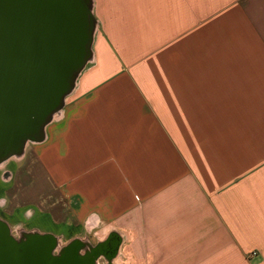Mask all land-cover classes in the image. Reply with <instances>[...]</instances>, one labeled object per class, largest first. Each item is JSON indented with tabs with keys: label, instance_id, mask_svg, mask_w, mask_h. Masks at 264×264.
I'll use <instances>...</instances> for the list:
<instances>
[{
	"label": "crops",
	"instance_id": "obj_1",
	"mask_svg": "<svg viewBox=\"0 0 264 264\" xmlns=\"http://www.w3.org/2000/svg\"><path fill=\"white\" fill-rule=\"evenodd\" d=\"M96 2L93 59L3 215L112 244L95 264H264V0ZM39 167L56 193L26 198Z\"/></svg>",
	"mask_w": 264,
	"mask_h": 264
},
{
	"label": "water",
	"instance_id": "obj_2",
	"mask_svg": "<svg viewBox=\"0 0 264 264\" xmlns=\"http://www.w3.org/2000/svg\"><path fill=\"white\" fill-rule=\"evenodd\" d=\"M91 8L88 0H0V163L21 153L23 140L43 139L92 60ZM8 231L0 264H41L38 244L51 258L53 235L19 244Z\"/></svg>",
	"mask_w": 264,
	"mask_h": 264
},
{
	"label": "rangeland",
	"instance_id": "obj_3",
	"mask_svg": "<svg viewBox=\"0 0 264 264\" xmlns=\"http://www.w3.org/2000/svg\"><path fill=\"white\" fill-rule=\"evenodd\" d=\"M89 3L92 5V8H91V12H92V16L95 20V38L97 37V35H99V31H100V26H99V22H98V17H97V14H96V5H97V2L96 0H88ZM92 52H93V46H92ZM94 53V52H93ZM93 55V54H92ZM93 59V58H92ZM89 64V63H88ZM87 68V66H86ZM80 77V76H79ZM35 142L31 141V140H23L22 144V152L19 153V155H14L13 158H11L9 161H10V165L11 163L16 160H20L21 158L24 157V153L27 149L28 146H31V145H34ZM9 165V162H6V163H3V165H1L0 167V172H3L7 169L9 170H12V165L10 166ZM37 175L39 176V180L36 181H33V183L30 185V187H28V192L24 193V196L27 198V197H30V196H35L34 194L36 193H40L42 190H45V191H48L49 193H53L52 195H55L56 193V189L54 187V184L49 181V177L47 176L46 174V170L44 168H42V170H40V167L38 168V172H37ZM8 187L7 185H5L4 183H1L0 184V188L4 189ZM41 188V189H40ZM27 194V195H25ZM2 190L0 191V196H2ZM23 196V197H24ZM6 203L4 202V199L0 198V221L4 224H6L8 227L11 228V235L13 236V238H15L16 241L19 242V244H25L27 243L28 240L34 238L35 235H43V234H40L39 232H36V231H32V232H26L25 233V230L23 229H20L18 227H15L12 222H10L5 215H3L4 213V210H6ZM40 224H43V225H40L42 228H50L52 227L50 225V223L48 221H46L45 219H43L41 221ZM26 226H24L25 228ZM18 229L20 231H18ZM54 230H57V231H62L60 230L59 228L57 229H54ZM53 230V231H54ZM56 232V231H55ZM54 238L56 239V247L54 249V252H57V253H60V252H63L65 251L68 247H70L71 245H73V241H76L77 239H73V240H64V239H61L59 237H57L56 235H54ZM20 238V239H19ZM62 240V241H61ZM81 244L83 243L86 247H84L82 250H81V253H85V251L88 249H90V247H92L93 245H90L88 242L86 241H79Z\"/></svg>",
	"mask_w": 264,
	"mask_h": 264
},
{
	"label": "flooded vegetation",
	"instance_id": "obj_4",
	"mask_svg": "<svg viewBox=\"0 0 264 264\" xmlns=\"http://www.w3.org/2000/svg\"><path fill=\"white\" fill-rule=\"evenodd\" d=\"M14 155L10 156L7 160H5L4 162L0 163V167L1 165H3V163L9 162L10 165V159L13 158ZM10 173L11 170L7 169L3 172H0V183L3 182V180H7L10 178ZM8 228L2 224V222L0 221V245L4 244L5 242H7V233H8ZM10 237H12V239L15 240V238H13V236L10 233ZM35 238V237H34ZM34 238L30 239L33 240ZM20 239V238H19ZM34 242V241H31ZM86 247L83 243L81 244L80 242L77 244V246H70L68 247L65 251L57 253L54 252V249L52 251L51 254V258L47 259L45 256H43L44 250L46 249V246H42L41 244L37 245V248L39 250H41L42 252V258H41V264H48V262H52L53 264H95V260L96 257L103 253L105 254L107 257H110L112 255H114L115 253V249L112 246V244H105V245H99V246H92L90 247V249L87 248V250L85 251V253H81V250ZM36 263H39L37 261V259H35Z\"/></svg>",
	"mask_w": 264,
	"mask_h": 264
},
{
	"label": "bare ground",
	"instance_id": "obj_5",
	"mask_svg": "<svg viewBox=\"0 0 264 264\" xmlns=\"http://www.w3.org/2000/svg\"><path fill=\"white\" fill-rule=\"evenodd\" d=\"M94 41H95V30H93V33H92V41H91V45H90V49L92 51V46L94 45ZM20 148H18L19 150Z\"/></svg>",
	"mask_w": 264,
	"mask_h": 264
},
{
	"label": "built area",
	"instance_id": "obj_6",
	"mask_svg": "<svg viewBox=\"0 0 264 264\" xmlns=\"http://www.w3.org/2000/svg\"><path fill=\"white\" fill-rule=\"evenodd\" d=\"M257 253H253V255H256Z\"/></svg>",
	"mask_w": 264,
	"mask_h": 264
}]
</instances>
